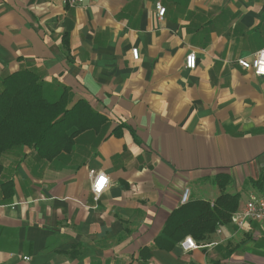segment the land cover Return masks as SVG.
<instances>
[{"label": "crops", "instance_id": "0c3cea01", "mask_svg": "<svg viewBox=\"0 0 264 264\" xmlns=\"http://www.w3.org/2000/svg\"><path fill=\"white\" fill-rule=\"evenodd\" d=\"M262 48L264 0H0V90L38 68L106 119L43 156L3 153L0 264H264L257 220L187 235L196 249L154 245L185 187L213 202L227 172L241 206L264 195L246 183L264 176V76L237 61ZM92 169L109 178L97 200Z\"/></svg>", "mask_w": 264, "mask_h": 264}, {"label": "trees", "instance_id": "16d2710c", "mask_svg": "<svg viewBox=\"0 0 264 264\" xmlns=\"http://www.w3.org/2000/svg\"><path fill=\"white\" fill-rule=\"evenodd\" d=\"M67 44V39L64 40ZM74 93L61 82H44L38 68L26 67L3 78L0 90V174L1 157L6 151L22 145L37 148L43 156L45 148L59 150V142H72L80 131L91 123V114L105 121L93 110L88 101L72 103ZM57 153V152H56ZM234 181L227 172L215 175L213 182L219 194L213 202L190 199L176 208L167 218L154 245L170 250L187 235L197 240H211L221 225L231 222L232 214L241 207V192H230ZM264 176L247 179L246 183L262 185ZM11 184V182H10Z\"/></svg>", "mask_w": 264, "mask_h": 264}, {"label": "built area", "instance_id": "2783aa9c", "mask_svg": "<svg viewBox=\"0 0 264 264\" xmlns=\"http://www.w3.org/2000/svg\"><path fill=\"white\" fill-rule=\"evenodd\" d=\"M85 0H64V3L70 7L77 6L83 3ZM156 9L159 17H163L166 13V7L161 2H156ZM132 54L135 59L139 58L138 48L132 49ZM238 63L245 67L250 68L258 76H264V48L258 50L251 60L246 58H239ZM197 64V56L194 51H190L186 56L185 66L186 68L193 69ZM91 175V188L95 194V199L97 200L102 192L108 185L109 178L95 169L90 171ZM191 199V189L185 187L182 196L181 203L185 204ZM248 220H257L264 222V195L251 194L249 199L236 210L231 217V222H233L239 229H243ZM182 247L185 250L196 249L201 247L193 237L187 236L181 242ZM25 259H29V256H24Z\"/></svg>", "mask_w": 264, "mask_h": 264}, {"label": "rangeland", "instance_id": "374dc122", "mask_svg": "<svg viewBox=\"0 0 264 264\" xmlns=\"http://www.w3.org/2000/svg\"><path fill=\"white\" fill-rule=\"evenodd\" d=\"M230 187H233V185H231ZM230 187H229V188H230ZM205 195H206V194H204V196H205Z\"/></svg>", "mask_w": 264, "mask_h": 264}]
</instances>
